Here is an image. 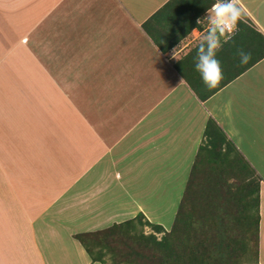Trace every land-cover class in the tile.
<instances>
[{"label":"crops","instance_id":"0c3cea01","mask_svg":"<svg viewBox=\"0 0 264 264\" xmlns=\"http://www.w3.org/2000/svg\"><path fill=\"white\" fill-rule=\"evenodd\" d=\"M169 1L0 0V264H100L74 236L139 213L168 231L209 119L261 178L264 264V58L199 100L182 74L201 79L211 9L185 35ZM233 2L264 36V0ZM236 31L221 80L245 64Z\"/></svg>","mask_w":264,"mask_h":264},{"label":"trees","instance_id":"16d2710c","mask_svg":"<svg viewBox=\"0 0 264 264\" xmlns=\"http://www.w3.org/2000/svg\"><path fill=\"white\" fill-rule=\"evenodd\" d=\"M215 3L170 0L158 12H186L187 35ZM236 30L233 37L243 41L244 52L250 54L242 69L213 89L201 79L182 74L199 100L205 101L264 58V36L251 28L243 12ZM260 181L231 140L209 119L170 230L150 223L139 213L125 222L74 238L92 263L259 264ZM145 228L151 232L145 233Z\"/></svg>","mask_w":264,"mask_h":264},{"label":"clouds","instance_id":"9594fccd","mask_svg":"<svg viewBox=\"0 0 264 264\" xmlns=\"http://www.w3.org/2000/svg\"><path fill=\"white\" fill-rule=\"evenodd\" d=\"M241 15V9L233 0H216L208 14L210 25L202 38V42L198 45L195 70L199 73L204 85L209 89L217 87L223 78L221 62L217 58V52L222 47L223 42H226L222 38H230L229 34L234 32ZM238 55L241 64L247 63L250 58V54L244 51H240Z\"/></svg>","mask_w":264,"mask_h":264},{"label":"rangeland","instance_id":"374dc122","mask_svg":"<svg viewBox=\"0 0 264 264\" xmlns=\"http://www.w3.org/2000/svg\"><path fill=\"white\" fill-rule=\"evenodd\" d=\"M86 161V160H83V162ZM255 170V169H254ZM256 172V170H255ZM258 174V172H256ZM259 175V174H258ZM260 177V176H259ZM261 179V178H260ZM145 189H146V192H144V197L146 198V204H151L152 202H154L155 199L157 200H160V203H163L165 204V200L168 196V193L165 192V190H161L162 192L160 193H156L154 192V188H153V178H148L146 179V185L144 186ZM177 189H178V186L176 185ZM181 187V189H180ZM179 187V190H177L176 192V211H177V208H178V205H179V202L181 200V197H182V194H183V191H184V185L183 186H180ZM139 196H142L141 193H138V194H135L136 197ZM159 197V198H158ZM162 205V204H160ZM165 220V219H164ZM174 220V219H173ZM173 220L171 222H167L165 220V227H169L168 230H170L171 226H172V223H173ZM144 232L145 233H150L151 230L149 228H145L144 229ZM158 237H160V235H158ZM85 251V250H84ZM87 254V253H86ZM31 256H33L31 254ZM89 257V256H88ZM90 258V257H89ZM65 259V258H64ZM15 261H19V264H21V259L18 258V259H15ZM60 261V264L62 263L61 260ZM64 261V260H63ZM32 264H34V261H32ZM101 264V263H100Z\"/></svg>","mask_w":264,"mask_h":264},{"label":"built area","instance_id":"2783aa9c","mask_svg":"<svg viewBox=\"0 0 264 264\" xmlns=\"http://www.w3.org/2000/svg\"><path fill=\"white\" fill-rule=\"evenodd\" d=\"M235 31V30H234ZM234 32H231L229 35H232Z\"/></svg>","mask_w":264,"mask_h":264}]
</instances>
